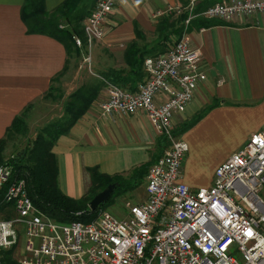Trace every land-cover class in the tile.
I'll use <instances>...</instances> for the list:
<instances>
[{
	"label": "built area",
	"instance_id": "built-area-1",
	"mask_svg": "<svg viewBox=\"0 0 264 264\" xmlns=\"http://www.w3.org/2000/svg\"><path fill=\"white\" fill-rule=\"evenodd\" d=\"M116 2L95 1L81 24L83 43L72 37L76 49L89 50L102 39ZM261 13L264 0H221L197 16L227 23ZM199 55L183 32L161 53L142 58L141 80L131 89L102 86L99 116L139 112L165 143L145 170L144 199L128 207L124 218L98 211L90 223L50 221L29 203L23 181L11 179L10 168L0 165L2 201L13 215L0 218V264L18 235L23 257L17 264H264V122L215 167L208 187L177 182L187 148L172 134L171 120L205 80Z\"/></svg>",
	"mask_w": 264,
	"mask_h": 264
},
{
	"label": "crops",
	"instance_id": "crops-1",
	"mask_svg": "<svg viewBox=\"0 0 264 264\" xmlns=\"http://www.w3.org/2000/svg\"><path fill=\"white\" fill-rule=\"evenodd\" d=\"M63 1L43 0V8L50 11ZM198 1L117 0L105 18L102 40L90 46L93 58L114 53L122 59L126 45L136 41L133 31L150 35L163 12ZM22 4L23 0H0V139L13 117L46 95L66 60L60 43L27 34L20 19ZM185 33L188 44L200 52L205 80L184 110L173 115L171 127L179 129L197 113L202 114L178 134L187 150L177 182L200 189L211 184L215 167L264 122V13L234 16L221 26ZM104 99L101 88L85 113L51 146L55 185L67 198L78 200L89 191L90 169L101 176L126 178L132 169L150 165L157 158L158 135L146 117L139 112L101 117L99 107ZM226 143L229 148L209 161V152Z\"/></svg>",
	"mask_w": 264,
	"mask_h": 264
},
{
	"label": "trees",
	"instance_id": "trees-1",
	"mask_svg": "<svg viewBox=\"0 0 264 264\" xmlns=\"http://www.w3.org/2000/svg\"><path fill=\"white\" fill-rule=\"evenodd\" d=\"M85 1H90L89 5H85ZM220 0H201L193 4L191 11L193 20H188L183 32L189 30L207 29L212 26H221L223 22L217 20H204L197 16L206 7L212 5ZM95 2L92 0H64L60 5L56 6L55 9L45 11L43 6V0H23L22 7H20V19L23 26H25L27 34H39L40 36H47L54 39L57 43L63 46V50L66 52V56L69 48L73 45L72 39L68 34V30L61 28L58 24L60 20L67 21L73 24L74 34L81 37L80 24L90 14L91 7ZM182 7L185 5L182 3ZM187 13L180 15L173 21L166 19H157V23L154 26V33L157 34V41L153 43L151 48H136L134 41L126 45L122 62L124 66L128 68L126 73L109 72L104 73L103 83L108 82L111 85L121 87L124 89H131L136 83L141 80V64L142 58L161 53L165 44L168 42L169 35L179 38L183 33L181 29L184 27L183 22ZM79 29V30H77ZM135 40L142 41L143 35L133 31ZM83 40V39H82ZM75 49V47H73ZM65 67V66H64ZM64 70V68H63ZM62 70V71H63ZM52 79L50 86L46 90V96L49 94L48 91L51 88ZM101 87H90L86 91L81 88L77 89L68 100L65 101L63 107V115L49 124L46 127H39L35 131V137L33 142L25 147L21 153H17L7 161L1 160L2 147L4 140L9 134L21 136L26 130L25 116L30 108L29 105L20 112L19 116H15L11 120L10 126L4 132V137L0 139V165H5L10 168L11 179L23 181V189H25L27 200L34 209L56 223L65 225L66 223H90L97 216V212L100 209L111 204V198L113 196H119L126 192H132L136 187L139 186L142 179L145 177L146 168L149 165L139 166L131 170L129 177L121 176H101L96 173L94 169L87 171L90 177V189L84 196L78 198V200L67 198L63 196L58 188H56V166L53 160L51 152L52 144L55 143L56 139L65 134L67 129L72 126L76 118L81 114L85 113L92 100L95 99L99 93ZM201 113H197V116L184 124L179 129H174L172 134L178 135L180 132H184L191 124H195L201 117ZM163 137H158L156 141V154L157 157L165 147ZM114 184V189L108 197V201L105 205H101L98 209L92 212H88L87 203L91 197L95 195L96 191H102L106 185ZM4 186L0 188V214L6 213V211L12 210L9 204H5L3 199ZM13 216V215H12ZM10 251H4L1 253L2 264H17L11 261L9 254Z\"/></svg>",
	"mask_w": 264,
	"mask_h": 264
},
{
	"label": "rangeland",
	"instance_id": "rangeland-1",
	"mask_svg": "<svg viewBox=\"0 0 264 264\" xmlns=\"http://www.w3.org/2000/svg\"><path fill=\"white\" fill-rule=\"evenodd\" d=\"M92 1L95 2L96 0ZM89 3L90 1H85V5H89ZM192 9L193 5L186 4L184 7L181 6L178 11L167 10L156 18L155 24L157 23V19H166L167 17L170 19V21H173L180 15L187 13L185 16L186 20L183 22L184 27L181 29L183 32V29L187 24L186 21L193 20L195 18V16H192L191 14ZM58 24L61 28L68 30V34L70 35L71 39L72 37H77L80 39V36L74 34L73 24L63 20H60ZM174 38V36L169 35L167 43L172 41ZM156 39L157 34L153 31L150 32V35H143L142 41L139 42L136 40L134 42L136 43V48H151L153 43L157 41ZM80 41L83 43L82 39H80ZM73 47L74 46H71L69 50H67L68 53L64 63V70L57 77L53 78L54 80L52 81L51 88L48 91L49 94L46 96V98L44 96L42 99L37 100L36 102H33L32 105H30L24 120L27 124L24 134L21 136L9 134V136H7V138L4 140V145L2 147L3 150L1 152L2 161H7L17 153H21L25 147L29 146L34 140L36 129L39 127H46L47 124L58 120L61 115H63V105L65 101H67L68 97H71L77 89L81 88L83 91H86L88 88L94 86L102 88V86H104L102 77L104 73L117 72L121 73L122 75L128 71V68H126L124 64L121 63L123 57L121 59L120 54L116 55L113 53V55H110V53H100L96 60L93 58L90 48L89 50L87 48L84 50L82 48L74 49ZM86 59L87 61L84 63ZM105 59H108L109 61L106 62ZM223 146L221 145L220 147L214 148L209 152L207 157L209 161H212L213 158L219 155L221 151L224 152L229 148V144L227 143ZM142 181L138 187L132 190V192H126L116 197L113 196L111 198V204L104 209H100V213L109 214L115 217L117 220L124 218L127 213L125 211L128 207L144 199ZM97 192L99 191H96V193ZM259 193V196L264 200V191H260ZM10 212L6 211V213L0 214V218L7 220L12 219L13 216ZM21 243L22 237L21 235H18L17 246L11 250L12 252L8 257L15 263H17V261L23 257Z\"/></svg>",
	"mask_w": 264,
	"mask_h": 264
},
{
	"label": "water",
	"instance_id": "water-1",
	"mask_svg": "<svg viewBox=\"0 0 264 264\" xmlns=\"http://www.w3.org/2000/svg\"><path fill=\"white\" fill-rule=\"evenodd\" d=\"M114 187V184H108L102 191L100 190L95 195H93L90 201L87 203L88 212H92L95 209H98L101 205H105Z\"/></svg>",
	"mask_w": 264,
	"mask_h": 264
}]
</instances>
